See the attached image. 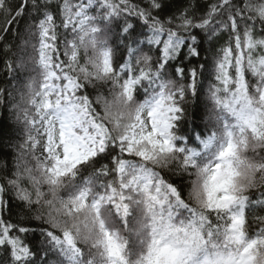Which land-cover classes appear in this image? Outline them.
I'll return each mask as SVG.
<instances>
[{
	"label": "snow or ice",
	"instance_id": "1",
	"mask_svg": "<svg viewBox=\"0 0 264 264\" xmlns=\"http://www.w3.org/2000/svg\"><path fill=\"white\" fill-rule=\"evenodd\" d=\"M49 2L0 0V40L23 21L38 43L8 65L38 74L13 105L23 139L0 178V264H264V227L248 228L249 216L264 225V0L175 12L171 0H63L58 12ZM198 31L227 35L209 86L218 127L200 152L184 144L194 141L182 121L199 73L177 62L200 55ZM101 82L108 94L93 99ZM174 163L187 197L162 174ZM86 165V186L59 196ZM10 189L29 209L47 205L35 228L3 216Z\"/></svg>",
	"mask_w": 264,
	"mask_h": 264
},
{
	"label": "trees",
	"instance_id": "2",
	"mask_svg": "<svg viewBox=\"0 0 264 264\" xmlns=\"http://www.w3.org/2000/svg\"><path fill=\"white\" fill-rule=\"evenodd\" d=\"M8 2L14 7L17 3L21 2V0H8ZM62 2L63 0H50L48 5L49 9L58 12V5ZM72 2L75 3L76 0H72ZM192 2H195L200 9H203L210 3H216L217 0H171L170 12H175L176 9L182 11ZM235 2L243 7L244 0H235ZM129 3L138 4L141 8H145L147 7L148 0H129ZM96 8L97 6L94 5L92 9H90V14L95 15ZM170 12L168 14H170ZM125 15L127 14L125 13ZM177 15H179V13H177ZM60 19H62V17L58 18L56 21L58 26L60 25ZM113 19L116 18L114 17ZM164 20H167V14L164 17ZM100 22L101 21L98 19V23ZM0 26H4V18L2 15H0ZM12 29L13 31H9L4 40H0V178L4 177L6 174L11 178V173L15 170V157L18 151L15 146L23 139L21 131L22 126L15 123V110L13 109V105L19 101L23 87L29 77L38 74V68L35 71L21 70L15 68L13 65L11 70L9 69L8 65L13 64L17 56L24 55L25 52L36 55L33 51L32 44H36L38 47L36 39L31 37L29 33L25 32L23 21L20 23L18 35L14 34V30L16 29L15 24L12 25ZM60 30L64 31L62 27ZM257 31H259V26H257ZM197 34L200 37V55L198 57L185 58L182 54L177 62H182L186 69L195 67L199 73L195 93L189 91L183 102L184 113L182 121L184 129L191 134L194 141L193 143L188 144L187 137H184V144L187 148L200 152L203 151L202 141H206L210 138L212 133L216 131L218 127L217 115L220 112V109L214 105V101L210 98L209 86L210 84L215 83L214 63L217 56V50L224 41L227 40V35L221 34L209 41L203 32L198 31ZM0 35L5 34L0 33ZM25 41H29V43H25ZM182 51L186 52L187 49L185 48ZM156 55H158V53H156ZM33 67V65H29V69H32ZM109 88L110 85L105 86L101 82L96 89H93L90 86L89 91L92 93V98L95 99L98 92L101 95H107ZM145 92L146 90L141 88V93ZM150 94V92L147 94H141L136 98L137 102H144L145 99H148ZM220 95L223 96V93ZM177 133H179V124L177 126ZM199 134L204 135L201 137ZM198 145H200V147H197ZM256 155V153L251 151L248 152L249 158L256 157ZM29 162L30 165H34V161L31 160V157H29ZM101 162L107 163V159ZM93 167V165H86L79 168L77 170L76 179L66 183L65 186L60 189L58 193L59 196L67 198L69 195L74 194V188L75 190H80L85 187L87 179L92 175ZM161 171L162 174L167 175L179 185L184 191L185 197H187L189 187L187 175H174L175 163L172 165L171 169L165 168ZM76 186H78V188H76ZM22 187L29 188L33 193L32 199H36L34 190L31 189L30 184L26 180L22 181ZM41 191L47 194V186H42ZM9 192L10 194L6 195L5 199L10 201L11 211L9 213L6 209L3 216L7 218L10 215L15 221L30 220L33 228L39 225L41 222L36 220L35 216L40 214V212L46 214L48 211L47 205H44L42 208L36 206L29 209L25 202L15 198L14 192H12L11 189ZM261 227H264V225L258 224L251 218V216H249L248 228L250 233L254 234L259 232Z\"/></svg>",
	"mask_w": 264,
	"mask_h": 264
},
{
	"label": "clouds",
	"instance_id": "3",
	"mask_svg": "<svg viewBox=\"0 0 264 264\" xmlns=\"http://www.w3.org/2000/svg\"><path fill=\"white\" fill-rule=\"evenodd\" d=\"M245 158H247V157H245Z\"/></svg>",
	"mask_w": 264,
	"mask_h": 264
}]
</instances>
